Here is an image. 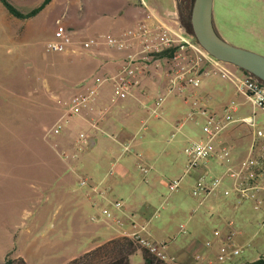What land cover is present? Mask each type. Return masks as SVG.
Instances as JSON below:
<instances>
[{
    "label": "rangeland",
    "instance_id": "obj_1",
    "mask_svg": "<svg viewBox=\"0 0 264 264\" xmlns=\"http://www.w3.org/2000/svg\"><path fill=\"white\" fill-rule=\"evenodd\" d=\"M9 1L22 12H28L43 2ZM185 1L145 0L152 7L149 10L143 0H52L35 17L28 19L15 17L0 1V264L7 258L18 264L20 257L27 264H57L79 247L85 249L91 246L95 249L106 243L87 244L88 238H81V230L70 223L69 216L74 218V211L70 206L71 198L63 194L66 190L63 177H58L52 162L43 161V158L70 155L60 149L62 144L65 147L70 144L74 137L65 132L68 123L60 136L47 138L45 133L65 113L66 102L80 87L86 86V73L94 60L93 55L86 53H57L42 48L43 42L53 37L57 22L60 20L75 31L78 38L84 39L101 34L118 35L144 21L156 22L158 26L157 20H160L163 29L184 35L197 47L199 44L194 35L186 30L181 13L183 7L192 6L194 0L189 4ZM135 5H144L143 9L140 8L141 17L126 23L127 9ZM120 12V19L125 22L115 30L112 25L119 24ZM214 19L218 33L226 41L264 55V0H215ZM174 47L176 50L169 57L154 54L144 75L160 76L169 85L175 76L189 71L200 52L181 41L176 42ZM80 60L86 66L85 70L81 71L76 66ZM201 64L204 65L203 70H209V74L203 76L206 77L204 82L209 79L207 76H214L218 82L228 81L216 65L204 60ZM231 67L246 74L241 68ZM178 84L185 89L182 92L176 89L173 94L184 99L190 88L198 90L186 81H179ZM187 118L190 119V116ZM259 123L263 125L262 120ZM202 124L198 122L197 125L201 128ZM172 131L163 140L180 143V158H184L182 135L177 131L172 135ZM142 132L145 131H141V135ZM71 133L76 135L78 129H72ZM86 149L87 146H78L72 153H77L81 159ZM190 176L189 173L184 175L178 190L166 192L161 200L163 207L154 215L150 228L161 236L185 238L187 241L195 239L206 245L208 241H214L211 230L220 218L217 212L209 213L206 201L201 204L204 195L193 194L196 186L188 182ZM224 182L225 178H222L220 185L211 193L217 192L225 200L238 196L234 183L227 186ZM246 200L239 209L224 213L221 219L236 222L228 226L226 235L236 232L237 243L244 247L238 260L248 263L264 257V202L251 197ZM180 201L187 208L180 209ZM256 205L259 207L256 208ZM88 213L82 212V226L87 233L94 229L97 231L99 228L89 219ZM117 238L127 237L116 233L112 239ZM135 247L137 250L131 257V263L141 264L146 250L136 244ZM178 262L204 263L199 260L184 262L179 258Z\"/></svg>",
    "mask_w": 264,
    "mask_h": 264
},
{
    "label": "crops",
    "instance_id": "obj_2",
    "mask_svg": "<svg viewBox=\"0 0 264 264\" xmlns=\"http://www.w3.org/2000/svg\"><path fill=\"white\" fill-rule=\"evenodd\" d=\"M143 6L135 5L130 10L127 9L126 23L139 19L141 17L140 8L143 9ZM145 7L152 9L149 5ZM120 15L121 12L119 19H116L119 24L112 25L115 30L125 22L121 21ZM90 64V71H87V77H85L86 85L89 87L96 85L99 91L90 105L81 111V114L68 119L65 132L74 137L66 147L63 144L59 146L70 155L67 158L53 156L51 158L53 160L43 158L44 162L54 164L53 170L58 171V177H63L62 183L66 187L63 194L71 198L70 206L74 211V218L69 216L70 223L81 230V238H88L87 244L107 242L116 233L119 234L118 228L111 222L101 221L95 223V227L99 228L97 231L94 229L87 233L82 226V212H90L88 213L90 219L91 215L99 211L102 206L108 205L113 200H123L128 209L138 215L141 223L148 224V232L152 239L169 243L171 254L173 253L184 262L194 263L199 260L207 263L218 253L220 244L227 236L228 226L236 223L233 219H221V216L239 209L249 197L264 202V138L256 139L253 152L248 155L242 146L251 143L254 132L247 125L231 126L224 133L227 145L232 152L230 162L226 163L214 157L189 172L191 178L188 182L193 187L214 178H225L224 183L229 186L234 183V178L227 174V170L229 168L239 170L247 157L252 161V164L241 172V182L244 188L249 189V193L237 192L238 196L225 200L215 192L201 200V204L206 201L209 213L217 212L220 218L211 230L214 240L212 245L207 247L195 239L187 241L185 238L161 236L159 232L150 228V222L163 207L164 202L161 200L165 198L169 190V182L186 175L187 148L191 141L204 136L203 126L208 117L224 115L225 107L233 100L239 105L237 116L240 118L249 116L253 110L251 103L236 91L235 85L229 79L227 82H218L214 76H207L209 79L204 82L206 77H203L198 90L190 88L187 91L186 99L176 94L168 95L160 114L152 115L151 107L154 98L166 92L168 87L165 79L157 75L144 76L142 86L135 89L132 95L125 99L113 100V85L107 80V77L116 69L113 52L109 49L100 51ZM76 66L81 71L86 68L81 60L76 63ZM231 66L235 67L230 63H227L225 67L237 75H242V72ZM64 109H66V104ZM187 116H190V119ZM260 120L264 121L262 116ZM198 122H203L201 128L198 127ZM75 128L78 129L76 135L71 133ZM171 130H173L172 135L176 134L174 131L182 135L184 158H180V143L174 144L169 140L167 142L163 140ZM80 131H86L90 135V146L83 152L81 159L73 157L74 153H72L79 146ZM141 131L145 132L141 135ZM127 144L131 147L126 152L124 146ZM141 163L149 168L147 174L141 171L139 167ZM82 177L94 184H100L99 191L101 190L105 197L101 198L99 191L82 185ZM76 182L79 184L78 187H76ZM176 198L181 200L180 197ZM165 201L168 202V199ZM178 205L182 210L187 208L183 201H180ZM235 243L241 249L242 254L243 245H239L236 238ZM93 248L91 246L85 249L79 247L57 264H65ZM238 261L236 257L232 264ZM245 262L239 261L237 264H245Z\"/></svg>",
    "mask_w": 264,
    "mask_h": 264
},
{
    "label": "built area",
    "instance_id": "obj_3",
    "mask_svg": "<svg viewBox=\"0 0 264 264\" xmlns=\"http://www.w3.org/2000/svg\"><path fill=\"white\" fill-rule=\"evenodd\" d=\"M143 4L147 6L145 0H143ZM157 23H159L158 26L156 22L149 23L144 21V23H139L136 27L127 29L118 35L101 34L80 39L75 31L59 20L53 37L43 42L42 48L46 51L57 53H86L93 56H98L103 47L104 49H110L113 52V59L116 63L115 71L107 77V80L111 81L113 85V100L125 99L132 95L135 89L142 86L146 67L154 54L174 48L175 43L178 41L187 44L192 49H197L200 52V56L196 63L192 65L189 71H184L171 79L166 92L160 93L154 98L151 114L159 115L167 96L173 94L176 89L181 92L185 89V86H179V81H186L188 85L195 88L200 87L203 76L209 74L208 69L205 68L203 70L204 65L201 64V61L212 63L217 66L224 77L232 81L236 91L251 103L253 110L251 115L240 118L237 116L239 105L233 100L225 107L224 115L221 117L209 116L203 126L204 136L191 141L187 148L188 160L185 173L188 174L191 170L214 157H218L226 163L230 162L232 152L227 145L224 133L233 125L244 124L253 130L254 134L251 143L243 146V150H246L248 155L251 154L255 147L256 139L259 137L264 138V121L263 125L259 123L261 116L264 120V82L250 73H242V75L233 73L222 65L223 61L216 60L201 46H194L184 35L174 30L163 29L162 21L157 20ZM188 72L190 73L187 74ZM98 91L99 87L96 85L80 87L78 92L66 103L65 113L46 131L45 136L48 138L60 135L68 122L66 118L81 114V111L95 99ZM78 142L80 147H88L90 145L89 133L80 131ZM130 147V144H127L124 146V150L127 152ZM63 156L65 158L68 157V155L64 154ZM77 156V153L73 154V157L76 158ZM251 164L252 161L247 157L239 170L232 168L227 170V174L234 178L236 192L247 193L249 191L248 188L243 187L241 172ZM139 167L143 173L147 174L149 172V168L144 164H139ZM183 177L169 182V190H178ZM221 181V178H214L209 184L203 182L194 188L193 194L207 196L220 185ZM81 184L89 186L95 191H99L100 188V184H94L84 177L81 178ZM99 195L101 198L105 197L101 190ZM256 207L258 208V205ZM90 219L95 223L101 221L111 222L118 228L121 236L131 239L134 244L144 248L158 260L165 264H180L177 256L169 253V243L152 239L148 232V224L141 223L138 215L131 212L123 200H113L108 205L102 206L99 211L91 215ZM236 235L235 231H231L220 244L216 256L207 263L202 264L233 262L234 258L238 257L242 252L236 246ZM211 245V241L206 243L207 247Z\"/></svg>",
    "mask_w": 264,
    "mask_h": 264
},
{
    "label": "water",
    "instance_id": "obj_4",
    "mask_svg": "<svg viewBox=\"0 0 264 264\" xmlns=\"http://www.w3.org/2000/svg\"><path fill=\"white\" fill-rule=\"evenodd\" d=\"M215 0H194L191 10L193 35L198 44L214 58L235 65L264 82V55L235 46L217 31Z\"/></svg>",
    "mask_w": 264,
    "mask_h": 264
},
{
    "label": "trees",
    "instance_id": "obj_5",
    "mask_svg": "<svg viewBox=\"0 0 264 264\" xmlns=\"http://www.w3.org/2000/svg\"><path fill=\"white\" fill-rule=\"evenodd\" d=\"M7 10L15 17L21 19H28L35 17L40 11H42L52 0H43V2L36 8L22 12L9 0H0ZM191 4L188 5L185 13L182 14V21L186 30L193 34L191 25ZM196 40V38H195ZM176 48L167 49L159 53L160 57L171 56L174 54ZM246 72V71H245ZM248 73V72H246ZM263 82V81H262ZM136 247L134 242L129 238H117L107 241L105 244L98 246L97 248L90 250L79 257H76L65 264H132L131 257L136 253ZM16 261L7 258L1 264H16ZM18 264H27L23 258H19ZM141 264H165L158 260L155 256L150 254L147 250L144 253V262ZM245 264H264V257L259 258L253 262Z\"/></svg>",
    "mask_w": 264,
    "mask_h": 264
},
{
    "label": "flooded vegetation",
    "instance_id": "obj_6",
    "mask_svg": "<svg viewBox=\"0 0 264 264\" xmlns=\"http://www.w3.org/2000/svg\"><path fill=\"white\" fill-rule=\"evenodd\" d=\"M191 1H192V0H186L185 3H186V4H189V3H191ZM187 8H188V5L184 6L183 9L181 10V11H182L181 13H182V14L185 13V10H187Z\"/></svg>",
    "mask_w": 264,
    "mask_h": 264
}]
</instances>
